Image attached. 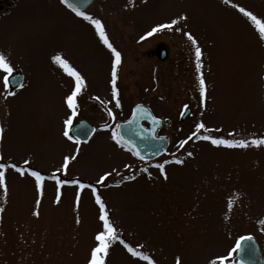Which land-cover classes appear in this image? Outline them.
Masks as SVG:
<instances>
[{"label": "rangeland", "instance_id": "1", "mask_svg": "<svg viewBox=\"0 0 264 264\" xmlns=\"http://www.w3.org/2000/svg\"><path fill=\"white\" fill-rule=\"evenodd\" d=\"M12 3L0 13V53L13 64L14 73L23 75V87L9 89L15 95L6 96L0 83V162L15 163L25 174L4 170L0 264H87L94 236L102 228L99 205L87 185L105 203L120 238L142 246L138 250L155 264H175L177 257L181 264H209L227 256L241 236L264 244V146L227 148L195 137L188 140L200 122L212 130L200 135L264 138V40L238 11L243 7L264 19V0H95L85 12L101 21L121 54L116 81L120 108L115 107L110 83L114 57L89 21L61 0ZM181 15L186 21L172 30L141 40L156 25ZM185 32L201 49L199 73L195 48ZM157 46L167 48L164 60L148 56ZM57 55L86 84L77 96L73 125L86 120L96 133L79 145L62 134L69 114L64 98L74 80L54 62ZM136 104L171 123L159 132L168 138L169 157L174 158L164 174L156 166L144 167L139 179L135 159L111 138ZM185 107L192 113L180 122ZM109 109L115 119L108 116ZM70 155L76 159L70 160L67 172L57 171ZM30 171L44 177L42 194ZM105 173L110 175L97 184ZM56 179L87 185L62 184L57 204ZM106 262L147 264L119 241ZM225 264H238L234 254Z\"/></svg>", "mask_w": 264, "mask_h": 264}, {"label": "snow or ice", "instance_id": "2", "mask_svg": "<svg viewBox=\"0 0 264 264\" xmlns=\"http://www.w3.org/2000/svg\"><path fill=\"white\" fill-rule=\"evenodd\" d=\"M227 2V0H226ZM61 3L69 7L77 16L82 17L84 20L89 21L96 29V32L99 34V37L103 44L111 51L112 56L114 57L113 63H112V69H111V91H112V99L115 101V107L120 108L121 103L118 98L119 93L118 89L116 87V81H117V68L118 65L121 63V54L119 51H117L113 45L109 42L103 26L101 24V21L98 19H94L90 15L86 14L85 11H81L78 7H76L73 3L70 2V0H61ZM236 7L235 5H233ZM238 11L242 13L245 17H247L252 25L255 27L257 30L259 37L261 40H264V19L258 18L255 14H253L251 11L246 10L243 7H239ZM187 17L181 15L177 19H172L168 23H162L158 24L155 27H153L149 32L145 34V36L141 37V40L145 39L148 36H152L153 34L164 30H172L174 25H177L179 21H186ZM175 31L179 32L180 29L177 27ZM184 36L187 37V39L191 42L192 46L195 48V58H196V70L199 73L200 68H201V56L202 52L200 47L197 46V41L196 39L188 32L184 33ZM53 60L55 63H57L63 71L71 78L74 80V87L70 91L68 95L65 96L64 98V103L68 109V116L64 120L63 125H64V130H63V136L68 140L72 141L75 144L79 145L81 143V138L79 134H73V119L77 116L78 114V104H77V96L82 92V90L86 87L84 77L75 69L73 68L69 62L65 59H63L61 56L57 55L53 57ZM15 69L13 64L10 62L7 56H5L3 53H0V83H2L3 88H4V94L6 96H11L15 95L13 91H9L10 88V83H11V78L14 73ZM199 80V93H200V98H201V103L203 104L204 101V96H205V81L203 78V75L201 74L198 77ZM19 87H23L22 84L19 85ZM142 106L137 105L136 109L133 112V120L128 121V123H134L135 122V116L137 112L142 113ZM108 116L112 119H115V116L113 112L109 109L108 110ZM152 120L154 123H158L155 117H152ZM109 126L104 125V128L107 129ZM121 125L117 124L116 129L112 130V135L111 138L116 141L117 144H121L123 141V137L121 133L118 131L120 129ZM201 130H203L205 133H210L212 130L207 129L205 125L200 122L195 125V131L188 137V140H191L193 137L197 139H202L205 141H210V143L214 146L220 147H227V148H247L250 145L255 146V147H260L264 146V138H254L249 140L246 139H241V140H230V139H224V138H216L211 135L205 134V135H200ZM3 129H0V132H2ZM94 131V130H93ZM217 131H219L217 129ZM187 143V140L181 141L180 142V147L182 148L184 144ZM78 151V149H77ZM135 155L139 156V152H135ZM189 156L192 155V153H188ZM76 156L75 155H70V156H65L63 159V163L57 171H64L65 173L67 172L68 165L70 160H75ZM176 164H182L183 161L180 159H175L173 161ZM29 163L28 161H25V164ZM165 163H169V161H165ZM10 167L20 173L21 176L25 174V169L20 168L18 165L15 163L6 165L3 162H0V188H3L5 193L7 191L6 186H5V168ZM157 168L160 169L161 174H164V164H158L156 165ZM30 176L35 178V186L37 191L42 194L43 191V184L42 181L44 180V177L41 175L39 171H30L28 173ZM110 175V173H105L103 176L99 177L97 180V184L103 183L107 176ZM165 175V179H166ZM55 179V177H53ZM67 183H72L78 185L79 188L83 189L86 187L85 184L81 183L78 180H72V181H66V180H60L56 179V185H57V196L55 202L58 204L60 202V186L62 184H67ZM88 187L92 188V193L95 196V202L97 205H99V221L102 224L101 230H99L95 236H94V241H95V246L90 249L89 252V258L87 260V264H107L106 258L108 257L110 253V248L111 246L119 241L120 244L123 245V247L127 250L128 253L131 254L133 257H137L139 260L146 261L147 264H155V261L146 253L143 251L138 250L139 247H133L130 244L126 243L123 239L120 238L118 235V229L114 227L113 222L109 218V213L106 209L105 203L102 201L101 197L96 194V189L95 187L88 185ZM39 200H37V204H39ZM77 206L79 204V192L77 193V200H76ZM232 201H229V204H231ZM35 215H39L38 212L34 213ZM79 222V221H77ZM264 223V222H262ZM251 236H241L236 240L235 246L229 250L227 253V256H220L216 257L215 259H212L209 261V264H225L226 260H229L233 256L234 253H243L245 250V245L242 244V241L245 240H251ZM175 264H181V260L179 257L176 258Z\"/></svg>", "mask_w": 264, "mask_h": 264}, {"label": "water", "instance_id": "3", "mask_svg": "<svg viewBox=\"0 0 264 264\" xmlns=\"http://www.w3.org/2000/svg\"><path fill=\"white\" fill-rule=\"evenodd\" d=\"M94 0H70L76 7L81 11L87 9ZM151 55V54H150ZM165 58V49L160 51L159 59L163 60ZM22 81L21 74H15L11 78L10 87L14 88L18 86ZM137 106V105H136ZM133 108V112L136 109ZM142 106V105H140ZM142 113L137 112L135 116L134 123H128V121L133 120V112L127 121L119 124L121 125L118 130L122 137V145L126 146L133 155L143 161H148L160 156L166 147L167 141L165 138H156L155 133L161 125V121L157 120L158 123H154L152 120V115L147 108L142 106ZM190 109L186 108L180 119L184 120L189 114ZM142 122H147L150 126L149 130H146ZM166 125H169L168 121H165ZM73 134H79L81 142H86L93 133V127L85 121L78 122L72 130ZM135 152H139V156L135 155ZM245 245V250L243 253H236L235 257L240 264H264V245L261 247L262 255L260 253L259 247L254 240L242 241Z\"/></svg>", "mask_w": 264, "mask_h": 264}, {"label": "flooded vegetation", "instance_id": "4", "mask_svg": "<svg viewBox=\"0 0 264 264\" xmlns=\"http://www.w3.org/2000/svg\"><path fill=\"white\" fill-rule=\"evenodd\" d=\"M4 2H5V0H0V12H2L3 11V9H4ZM157 48H158V46L157 47H155L154 48V50H153V52H151L153 55H150L149 57L150 58H153V57H158V55H159V50H157ZM166 51L168 52V50H167V48H166ZM163 127H161L159 130H158V132H157V136H164L163 135V133H161V134H159V132L161 131V129H162ZM166 137V136H165ZM169 140H168V143H167V149H166V151H165V153L161 156V157H159V158H157V159H154V160H152V161H149V162H141V161H137L136 163H137V170L139 171V173H138V171L137 172H135V175H137L138 177H139V179L140 178H142V174H145V173H140L141 172V170L143 171L144 169V167H145V169L146 170H150V169H153L154 170V166H156V165H158V164H160L161 162L163 163V162H165V161H170V160H173V159H171L169 156H170V154H169V152H168V148H169ZM162 159H167V160H162ZM162 160V161H161ZM164 165H168V163H163ZM141 169V170H140ZM159 168H157L156 167V169L155 170H158ZM136 171V170H135ZM165 176V175H164ZM164 176H163V178H164Z\"/></svg>", "mask_w": 264, "mask_h": 264}]
</instances>
